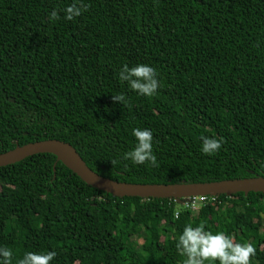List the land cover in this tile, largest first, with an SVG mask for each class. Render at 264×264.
Instances as JSON below:
<instances>
[{
    "label": "trees",
    "instance_id": "16d2710c",
    "mask_svg": "<svg viewBox=\"0 0 264 264\" xmlns=\"http://www.w3.org/2000/svg\"><path fill=\"white\" fill-rule=\"evenodd\" d=\"M83 2L87 11L66 20L73 0H0V153L52 138L122 182L264 176V0ZM53 9L59 20L48 19ZM125 64L154 67L157 92L120 81ZM120 93L131 107L113 102ZM133 128L152 131L158 167L123 159ZM201 136L222 138L220 150L204 154ZM55 160L38 153L0 167V247L11 264L49 251L50 264H182L178 237L201 222L252 243L250 264H264V192L192 209L186 198L113 196Z\"/></svg>",
    "mask_w": 264,
    "mask_h": 264
},
{
    "label": "clouds",
    "instance_id": "9594fccd",
    "mask_svg": "<svg viewBox=\"0 0 264 264\" xmlns=\"http://www.w3.org/2000/svg\"><path fill=\"white\" fill-rule=\"evenodd\" d=\"M88 5L83 0H73V3L63 9L66 20H73L87 11ZM50 21L60 19L58 11L53 9L48 16ZM158 72L154 67L146 64H137L129 67L123 65L119 70V80L127 82L132 91L141 96L151 97L158 88L160 82L157 79ZM113 102L123 103L126 107H131L123 93L112 96ZM132 135L136 139L134 148L123 154V159L140 165L148 163L152 167H158L157 157L153 154L152 140L153 134L150 129L133 128ZM202 141L201 151L206 155L218 152L222 146L223 139L200 137ZM115 163V161H111ZM179 214H177L178 218ZM176 248L181 256L186 259L182 264H205V261H218L219 264H250L251 257L255 256L256 249L250 242L235 243L231 236L224 232L213 234L205 231L203 222L199 226H186L178 237ZM56 256L55 251L47 253L26 252L17 264H50ZM0 264H11L12 252L7 247H0Z\"/></svg>",
    "mask_w": 264,
    "mask_h": 264
},
{
    "label": "water",
    "instance_id": "95a60500",
    "mask_svg": "<svg viewBox=\"0 0 264 264\" xmlns=\"http://www.w3.org/2000/svg\"><path fill=\"white\" fill-rule=\"evenodd\" d=\"M38 153L53 154L56 157L55 162H62L87 185L116 197L179 199L193 196L232 195L238 192H264V176L172 184L129 183L113 180L89 168L70 143L52 138L28 142L1 152L0 167Z\"/></svg>",
    "mask_w": 264,
    "mask_h": 264
},
{
    "label": "built area",
    "instance_id": "2783aa9c",
    "mask_svg": "<svg viewBox=\"0 0 264 264\" xmlns=\"http://www.w3.org/2000/svg\"><path fill=\"white\" fill-rule=\"evenodd\" d=\"M214 196H193V197H187L186 201L184 202L187 203L192 209L198 208L201 204H203L207 199H212L213 200Z\"/></svg>",
    "mask_w": 264,
    "mask_h": 264
},
{
    "label": "rangeland",
    "instance_id": "374dc122",
    "mask_svg": "<svg viewBox=\"0 0 264 264\" xmlns=\"http://www.w3.org/2000/svg\"><path fill=\"white\" fill-rule=\"evenodd\" d=\"M263 217H264V214H263Z\"/></svg>",
    "mask_w": 264,
    "mask_h": 264
}]
</instances>
